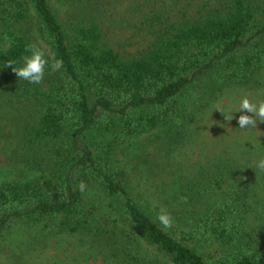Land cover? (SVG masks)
I'll use <instances>...</instances> for the list:
<instances>
[{
    "label": "trees",
    "instance_id": "trees-1",
    "mask_svg": "<svg viewBox=\"0 0 264 264\" xmlns=\"http://www.w3.org/2000/svg\"><path fill=\"white\" fill-rule=\"evenodd\" d=\"M29 43L63 62L41 84L6 65ZM260 74L264 0H0V150L32 171L0 181V241L24 234L6 264H73L67 237L100 264H264V135L183 155L197 117ZM140 136L136 172L117 166Z\"/></svg>",
    "mask_w": 264,
    "mask_h": 264
},
{
    "label": "rangeland",
    "instance_id": "rangeland-1",
    "mask_svg": "<svg viewBox=\"0 0 264 264\" xmlns=\"http://www.w3.org/2000/svg\"><path fill=\"white\" fill-rule=\"evenodd\" d=\"M128 1V0H126ZM144 38H138L136 42V51L141 49L145 44ZM135 49V48H134ZM259 77H262L264 79L263 74H260ZM249 95V98L253 101L264 99V87L258 89V90H252V89H241V90H232L224 93L220 96L217 100L212 102L211 109L203 112L200 114L198 118V127L199 130V136L197 138V143L191 146H188L186 149V153L183 154L187 157H192L193 159H202L206 155H210V153L219 145V142H222V139L225 141H229L230 137L228 134L223 135L226 130L230 131L232 135L236 137H244L246 136L248 138H255L258 135H264V122L258 121L255 128H246V129H240L238 125V116L241 114H247L252 115L251 113H241L240 111H234L239 107L240 99L243 95ZM217 106L221 109V112L219 110L215 109ZM230 111H233L230 113V115L233 117L231 120H226L224 116H226ZM195 131H193L194 133ZM247 138V139H248ZM144 139V136H140L137 138H130L124 143L117 146L115 150V158L114 162L117 166L126 167L128 170H132L133 172H136L135 169L132 167V160L130 159V152L133 150V146L139 143V141H142ZM263 140L261 136L258 140H254L255 142H259ZM136 148V146H135ZM134 148V149H135ZM203 150L204 153L202 155H198V150ZM32 174V171L29 170L26 167V164L22 161H19L18 159H15V157L11 156L10 154H6L4 151L0 150V181L2 180H23L29 177ZM139 174V172H138ZM135 173V176L138 175ZM24 234L21 236H13V238L17 241L23 237ZM75 237H67L65 240L62 241L61 245L58 243L56 244L58 246V251L55 253L57 254V258L59 259H65L66 262L73 263V264H100L101 259L97 256L94 258H91L89 260H86L85 258L82 260L80 258V253L82 251L79 250L77 247H73V240ZM59 240V239H58ZM17 241L12 244H6L0 241V264H6V258H8L13 250H16L20 243L17 245ZM57 242L54 240H51L50 246H56L55 243ZM21 248H24L21 246ZM51 258L53 259V253L54 250L51 249L50 252ZM65 257V258H64ZM75 260H74V259Z\"/></svg>",
    "mask_w": 264,
    "mask_h": 264
},
{
    "label": "clouds",
    "instance_id": "clouds-1",
    "mask_svg": "<svg viewBox=\"0 0 264 264\" xmlns=\"http://www.w3.org/2000/svg\"><path fill=\"white\" fill-rule=\"evenodd\" d=\"M6 39V37H5ZM25 51L30 55L22 57L23 63L19 67H14L13 61H8L7 66L12 68L16 77L27 81L31 84H41L44 78V72L46 66L50 65L51 71H57L62 67V60L55 59L54 57L45 56V51L38 47L35 43H29ZM51 61V64H50ZM215 109L221 112L219 106ZM234 111H240L241 113H251L252 115L241 114L238 116V125L240 129L255 128L258 121L264 122V99L253 101L249 98V95L245 94L241 97L239 107ZM233 111H230L224 118L231 120L233 117L230 115ZM256 168L260 173H264V157H261L256 162ZM243 179V177H241ZM79 190L83 192L85 190V184L81 182L79 184ZM159 224L163 229H170L173 226V217L165 209H160L156 217Z\"/></svg>",
    "mask_w": 264,
    "mask_h": 264
}]
</instances>
